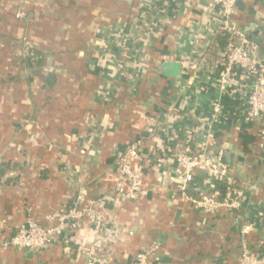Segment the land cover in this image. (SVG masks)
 <instances>
[{
    "label": "crops",
    "instance_id": "crops-1",
    "mask_svg": "<svg viewBox=\"0 0 264 264\" xmlns=\"http://www.w3.org/2000/svg\"><path fill=\"white\" fill-rule=\"evenodd\" d=\"M220 12L213 0H0V244L27 221L57 225L80 196L105 224L82 220L45 249H5L0 264H88L90 248L111 264L150 246L151 264L264 254V118L248 120L244 95L220 87ZM226 23L264 57V0H237ZM32 52L40 64L26 66ZM165 62L180 74L164 76ZM131 144L142 148L132 193L117 174ZM180 151L229 154L241 207L195 208L218 195L204 168L184 198Z\"/></svg>",
    "mask_w": 264,
    "mask_h": 264
},
{
    "label": "built area",
    "instance_id": "built-area-1",
    "mask_svg": "<svg viewBox=\"0 0 264 264\" xmlns=\"http://www.w3.org/2000/svg\"><path fill=\"white\" fill-rule=\"evenodd\" d=\"M237 0H213L220 7V17L224 19V31L228 34L226 44L222 51V69L219 74L220 87L231 95L242 93L245 97V106L248 120L264 118V57L258 54V47L242 32L227 29L226 19L234 11ZM22 18V13H17ZM222 108L219 103L212 106L210 116L216 118L221 114ZM142 156V148L139 144H131L123 158L119 159L118 179L126 182L130 192L138 190L137 177L132 170L133 160H139ZM176 161L180 168L178 175L179 190L184 198L186 188L191 182L194 172L199 169L208 170L210 176L216 180H225L228 183L227 168L220 162V157L211 158L205 152L189 154L177 152ZM230 186V185H229ZM121 191V190H120ZM190 199V198H189ZM196 209L212 214L220 208L235 211L241 207L240 197L227 196L223 200L210 195H202L192 199ZM59 223L55 226H42L33 221H27L15 228L13 236L0 244V253L8 248L18 250H40L50 246L53 241L62 234L65 229L76 230L82 220H87L96 232L105 227L101 215L92 207L87 206L80 196L73 205L63 214L58 216ZM156 246H150L142 250L127 263L119 264H151L150 257L155 252ZM88 264H111L106 258L97 256L90 248L84 251ZM239 264H264V255H256L242 247L238 254Z\"/></svg>",
    "mask_w": 264,
    "mask_h": 264
},
{
    "label": "trees",
    "instance_id": "trees-1",
    "mask_svg": "<svg viewBox=\"0 0 264 264\" xmlns=\"http://www.w3.org/2000/svg\"><path fill=\"white\" fill-rule=\"evenodd\" d=\"M223 39V42L225 40V37L222 38ZM225 43V42H224ZM224 43L221 45L223 46ZM221 44V43H220ZM32 58V60H35V59H38L37 60V65L40 64V55L39 54H35V52H32V54L28 55L27 57H25V59L23 60V63L26 65V66H31L32 65V62L30 61V58ZM35 64V63H33ZM217 190H218V195H217V199L219 200H223L224 198H226L227 196H230V198L233 197V193L231 191V187L227 184V182L225 180H220V181H217ZM243 202V201H242ZM264 255V254H263ZM262 256V255H261Z\"/></svg>",
    "mask_w": 264,
    "mask_h": 264
},
{
    "label": "water",
    "instance_id": "water-1",
    "mask_svg": "<svg viewBox=\"0 0 264 264\" xmlns=\"http://www.w3.org/2000/svg\"><path fill=\"white\" fill-rule=\"evenodd\" d=\"M161 72L164 76L175 78L180 74V66L178 64H174L173 62H165L161 67ZM262 77L264 78V71L262 73ZM229 159L230 155L225 153L220 158V162L223 165H230L231 163L229 162Z\"/></svg>",
    "mask_w": 264,
    "mask_h": 264
}]
</instances>
